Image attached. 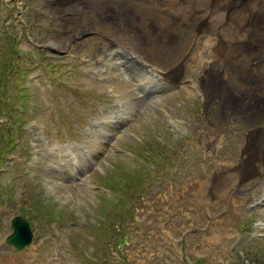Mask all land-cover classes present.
I'll return each mask as SVG.
<instances>
[{
  "label": "rangeland",
  "instance_id": "374dc122",
  "mask_svg": "<svg viewBox=\"0 0 264 264\" xmlns=\"http://www.w3.org/2000/svg\"><path fill=\"white\" fill-rule=\"evenodd\" d=\"M178 1L191 9V0ZM204 1L196 3L202 14ZM133 2L0 0V76L5 64L19 62L8 102L20 90L28 100L25 112L14 105L19 128L7 134L11 120L0 121V147L14 141L0 157V264H264V157L237 186L215 175L219 167L228 177L227 164L243 157L248 134L264 133V114L220 110L203 83L214 71L206 43L244 35L228 26L223 10L207 13L213 28L192 36L204 56L196 59L194 46L182 48L174 32L165 39L162 21L144 25L145 7L142 14ZM178 35L191 39L186 29ZM105 36L120 47L117 58ZM127 59L136 65H116ZM182 64L178 83L161 89L162 76ZM216 66L228 91V71ZM232 88L234 100L248 90L245 83ZM115 189H128L123 205ZM35 204L34 242L11 247L14 214ZM56 213L58 226L49 220Z\"/></svg>",
  "mask_w": 264,
  "mask_h": 264
},
{
  "label": "bare ground",
  "instance_id": "6f19581e",
  "mask_svg": "<svg viewBox=\"0 0 264 264\" xmlns=\"http://www.w3.org/2000/svg\"><path fill=\"white\" fill-rule=\"evenodd\" d=\"M138 1L140 5H143L145 7L144 14L143 10L142 14L145 15V18L143 17V19H145L144 21H146V24H148L150 20L154 19L162 21L164 24L159 25V30L162 35L164 33L166 37L165 39L170 38V33L174 32L178 37L177 42H179L180 45L184 44L181 47L184 48L187 45L189 49H192V47L194 46V43L191 41L192 36H197L198 34H200V36L205 34L208 35V31L212 29L213 22L210 20L211 18H209V14L207 13L213 15L212 13L215 10H223L225 12V20H227L226 23H228V26L232 25V27L237 29V31H242L244 36L239 37V35L237 34L238 36L233 35L232 37L227 38L228 36L225 37L223 34V36L220 39L218 38L219 40L214 44H209V42L206 43L211 49L210 53H212V58L210 57L211 60L208 61V65H213L211 66V68L209 67V69H211L209 71H214L212 72V75H210L211 77H209L208 80H205L206 78L203 79V83H205L204 91H206L205 93L207 95L210 94L212 95V97L216 96L219 98V102L221 103L220 110L224 112L235 110V113L238 114H249V112L254 114L255 112L258 114L260 113L261 115L264 114V92L262 94H258L251 92L248 89L246 91V94H244L245 92L241 91L242 94L239 100L232 99V86L234 85L237 86L241 83L244 85V83H246L248 80L261 82L264 84V65L250 69L251 62L264 64V0H206L208 1V3H206L208 10L203 14L200 13L199 9L197 8H191L189 11H185V8H178V0H171L170 10L167 9L165 0ZM258 1L260 4L258 3V7L254 8L255 3ZM197 3H199L198 0ZM146 29L148 32L151 31V26H147ZM181 29H186L187 35H189L188 38H191L190 41H184L183 37H180L178 35ZM156 33L159 32L157 31L154 34ZM209 39L210 38H208L207 40ZM51 44L57 47V49H62V46L56 43ZM140 45L141 43L139 42V44L137 45L138 49H141ZM242 48H244V51H242ZM193 49H195V51L193 50L194 58L199 59L204 57L200 51L199 46H194ZM143 50L144 49L142 48L141 50H139V52L142 53ZM115 51L116 50H113V52ZM135 52L138 54L140 62L142 59L141 63L143 64V58L141 57L139 52ZM195 55H197L198 57ZM192 58L193 57H191V59ZM125 62L127 63V65L123 62L124 67L131 68L136 65L135 61L132 59H127ZM216 63H218V66L222 65L224 71L230 72V74L227 75V78L225 77L227 81L232 84L231 86V84L228 83V91H226L225 88H220L221 83L227 86V82L220 75V69H218ZM183 64L179 67L178 70H176V72L178 71L177 74H173L171 72V74H165L163 76L164 82H169V85H174V83L178 82L177 79L181 75ZM225 68L229 70H225ZM174 71L175 70H173V72ZM160 87L162 86L160 85ZM219 93L222 94L221 98L218 96ZM248 135V143L245 147L243 157L241 159H238L237 161L227 164L228 170H225L228 171V177L226 175V177L223 176L224 169L223 171L219 167L216 169V171H219L215 174H219V176L216 177H218L220 180H223L224 183L228 182V187L237 186L243 179L251 177L252 175H254V172L256 173L259 170V163L264 157V133L259 131H252ZM206 193H209V191H207ZM215 193H217V191ZM229 237H231L230 234H228V238Z\"/></svg>",
  "mask_w": 264,
  "mask_h": 264
},
{
  "label": "water",
  "instance_id": "95a60500",
  "mask_svg": "<svg viewBox=\"0 0 264 264\" xmlns=\"http://www.w3.org/2000/svg\"><path fill=\"white\" fill-rule=\"evenodd\" d=\"M13 232L8 237V243L18 249H23L32 241V230L29 223L22 217H15L12 221ZM122 240L121 244H124Z\"/></svg>",
  "mask_w": 264,
  "mask_h": 264
},
{
  "label": "trees",
  "instance_id": "16d2710c",
  "mask_svg": "<svg viewBox=\"0 0 264 264\" xmlns=\"http://www.w3.org/2000/svg\"><path fill=\"white\" fill-rule=\"evenodd\" d=\"M6 65V69H3V72H2V75L0 76V106H1V108H0V111L2 110V105H3V102L2 101H4V99H5V97H8V95H9V93H8V87L7 86H5V83L7 82V80H8V76L10 75V74H12V68H14V64L13 63H7V64H5ZM6 108H8V109H11L12 108V105L11 104H9L8 106H6ZM8 133H10V131H11V129L10 128H8ZM9 143H10V141H8L7 142V145H9ZM7 145L5 144L4 145V147L2 148V147H0V150H3L4 148H6L7 147ZM137 175H139L138 173H137ZM142 177H144V174L142 175ZM113 188V187H112ZM128 189H124L123 190V192H125V191H127ZM114 191H116V189L114 190ZM117 193H119L120 195L118 196V203L120 204V205H123V203H124V195H123V193H122V191H116ZM128 194H126V196H127ZM124 198V199H123ZM26 210H24V209H22V214L24 215V216H27L26 215V212H25ZM127 212H128V214H131L132 213V208H129L128 210H127ZM29 217V220L31 221V222H34V220H35V218L32 216V214H31V216H28Z\"/></svg>",
  "mask_w": 264,
  "mask_h": 264
}]
</instances>
